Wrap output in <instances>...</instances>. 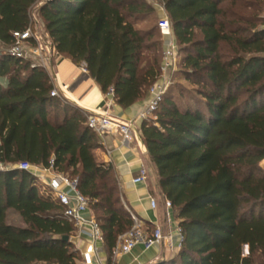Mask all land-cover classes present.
<instances>
[{
  "label": "trees",
  "instance_id": "1",
  "mask_svg": "<svg viewBox=\"0 0 264 264\" xmlns=\"http://www.w3.org/2000/svg\"><path fill=\"white\" fill-rule=\"evenodd\" d=\"M155 2L170 18L180 73L194 89L193 102L182 104L169 87L156 118L141 127L183 235L178 253L157 264H264V0H0V161L8 166L0 170V264L81 259L75 223L20 163L79 179L110 264L135 223L113 165L97 158L89 112L51 95L46 68L2 47L31 26L40 4L60 57L84 65L105 95L113 89L128 108L162 75L159 26H141L157 14ZM10 212L24 226L9 222Z\"/></svg>",
  "mask_w": 264,
  "mask_h": 264
},
{
  "label": "built area",
  "instance_id": "2",
  "mask_svg": "<svg viewBox=\"0 0 264 264\" xmlns=\"http://www.w3.org/2000/svg\"><path fill=\"white\" fill-rule=\"evenodd\" d=\"M155 4L163 12V16L158 25L165 42L162 75L149 91V102L138 116V119L141 120L156 118L155 112L159 103L170 87L171 73L176 70L180 62L179 49L170 18L163 4L158 2H155ZM38 22V20L34 22L32 18V23L29 28L24 31L13 32V43L7 48V52L14 57L30 61L34 66L37 65L46 68L54 83L51 95L62 96L63 98L71 100L69 97L70 86L61 82L56 72L57 58L60 57V55L53 40L47 33L45 26V30L40 31ZM80 69L83 73H88L84 65L80 66ZM107 97L106 109L104 111L87 110L89 112L88 125L98 134L102 142L106 137L112 135H119L123 141L137 140L139 135L135 129V121H122L108 112V109H110L114 102L113 89L110 90ZM17 167L21 170L30 171L39 181L46 184L60 204L65 208V215L75 223L77 230L90 237V248L85 253L86 263L103 264L100 258L97 257V243L104 241V234L101 226L90 212L89 200L79 187V179L72 178L67 173L55 170L53 165L49 168H45L25 162L18 164ZM7 168L8 166L0 161V170ZM149 176V167L145 163H142L138 174L133 177L132 181L135 184L146 182ZM151 205L153 208L157 207L158 203L155 198L151 199ZM165 205L168 208H172L170 200L166 199ZM133 218L135 222L134 226L130 231L119 237L118 245L114 249V255L129 254L138 244L152 246L153 244H159L165 240L166 236L160 226L155 227V229L151 231L135 214H133ZM178 236V248L180 250L183 240L180 227L178 228ZM169 246L172 247L171 242Z\"/></svg>",
  "mask_w": 264,
  "mask_h": 264
},
{
  "label": "crops",
  "instance_id": "3",
  "mask_svg": "<svg viewBox=\"0 0 264 264\" xmlns=\"http://www.w3.org/2000/svg\"><path fill=\"white\" fill-rule=\"evenodd\" d=\"M61 65L69 67L64 72L63 78H60L57 67L56 72L60 81L70 86L69 97L71 100L85 110L104 111L108 97L102 92L99 84L88 73H83L71 59L63 58ZM148 102L149 95L132 106L124 108L114 100L108 112L122 121H135V129L139 137L137 140L123 141L119 135L108 136L103 142L100 141L101 147L95 152L100 161L110 162L113 165L132 213L146 225L160 226L166 238L161 243L152 246L138 244L129 254L113 255L112 264H157L163 259L172 258L179 251L180 219L177 218L173 208H168L165 205L166 197L159 185L157 169L150 161L147 147L142 140L143 120L138 119V116L146 108ZM142 163L149 167L150 176L146 182L135 184L132 179L138 174ZM152 198L157 200L156 208L151 205ZM72 241L81 255V259L76 264H87L85 253L90 248V237L76 230ZM170 242L172 247L169 246ZM97 257L103 264H110L109 253L104 241L97 243Z\"/></svg>",
  "mask_w": 264,
  "mask_h": 264
},
{
  "label": "rangeland",
  "instance_id": "4",
  "mask_svg": "<svg viewBox=\"0 0 264 264\" xmlns=\"http://www.w3.org/2000/svg\"><path fill=\"white\" fill-rule=\"evenodd\" d=\"M39 5L40 4H37L33 8L32 18H33L34 22H36V20L39 21L38 22V28L40 31H43L45 29H44V23H43L42 19L39 16V13H38ZM162 16H163V12L157 6V14L154 16V18H152L151 20L146 21L144 23H141V26L144 28H148V27L153 26V25H159ZM158 37H162V36L159 34ZM162 39H163V37H162ZM2 49L7 50L6 47H2ZM62 62H63V57H58L57 58V64H58L57 69H58V73L60 75V78L61 77L63 78L64 72L69 69V67L61 65ZM170 88L172 89V91H173L178 102H180L182 104L193 102L192 96H193V90L194 89H193L191 84H189L187 81L184 80L183 75L180 73V66L179 65L177 66L176 70L173 73H171ZM70 101L75 103L73 100H70ZM9 222L14 223V224L19 225V226H24V223H23L21 217L14 212H10ZM243 254L244 255L248 254L245 252L244 247H243Z\"/></svg>",
  "mask_w": 264,
  "mask_h": 264
},
{
  "label": "water",
  "instance_id": "5",
  "mask_svg": "<svg viewBox=\"0 0 264 264\" xmlns=\"http://www.w3.org/2000/svg\"><path fill=\"white\" fill-rule=\"evenodd\" d=\"M69 239H70L69 236H65L64 237V240H66V241H68ZM244 250H245L246 253H248V245L244 246Z\"/></svg>",
  "mask_w": 264,
  "mask_h": 264
}]
</instances>
